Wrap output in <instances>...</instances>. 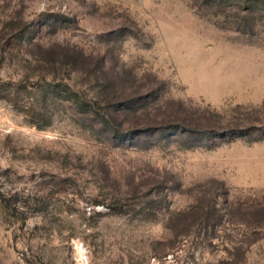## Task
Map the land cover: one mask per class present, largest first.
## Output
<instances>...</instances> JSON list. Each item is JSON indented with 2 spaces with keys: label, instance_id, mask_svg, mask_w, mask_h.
Masks as SVG:
<instances>
[{
  "label": "rangeland",
  "instance_id": "obj_1",
  "mask_svg": "<svg viewBox=\"0 0 264 264\" xmlns=\"http://www.w3.org/2000/svg\"><path fill=\"white\" fill-rule=\"evenodd\" d=\"M204 108L224 140L173 128ZM243 124L264 0H0V264H264Z\"/></svg>",
  "mask_w": 264,
  "mask_h": 264
},
{
  "label": "trees",
  "instance_id": "obj_2",
  "mask_svg": "<svg viewBox=\"0 0 264 264\" xmlns=\"http://www.w3.org/2000/svg\"><path fill=\"white\" fill-rule=\"evenodd\" d=\"M184 111H186L185 115H183ZM178 113L181 112L178 111ZM181 114L182 115H175L172 121V124H175L173 125V128H175L177 131L183 132L185 134L188 133L190 135H205L213 133L215 134V138L224 140L226 136L224 135L226 133V129H224V126L219 125L218 120H215L217 117H220L218 113L210 111L208 108H204L201 111L196 109L195 112H187V110L183 109ZM191 115L193 117H191ZM255 132H260V134L263 135L257 137V139H254L253 142L264 141V125H237L234 126L231 131L234 138L248 136L249 134Z\"/></svg>",
  "mask_w": 264,
  "mask_h": 264
}]
</instances>
